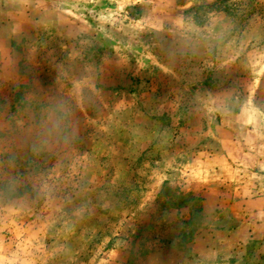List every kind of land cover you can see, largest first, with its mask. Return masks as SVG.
I'll use <instances>...</instances> for the list:
<instances>
[{
  "label": "rangeland",
  "instance_id": "1",
  "mask_svg": "<svg viewBox=\"0 0 264 264\" xmlns=\"http://www.w3.org/2000/svg\"><path fill=\"white\" fill-rule=\"evenodd\" d=\"M0 264H264V0H0Z\"/></svg>",
  "mask_w": 264,
  "mask_h": 264
}]
</instances>
